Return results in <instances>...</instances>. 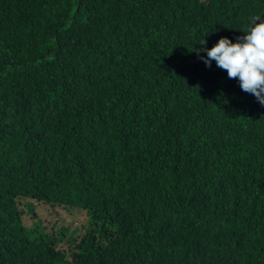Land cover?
I'll return each mask as SVG.
<instances>
[{
    "label": "trees",
    "instance_id": "trees-1",
    "mask_svg": "<svg viewBox=\"0 0 264 264\" xmlns=\"http://www.w3.org/2000/svg\"><path fill=\"white\" fill-rule=\"evenodd\" d=\"M257 17L0 0V264H264V105L193 51Z\"/></svg>",
    "mask_w": 264,
    "mask_h": 264
},
{
    "label": "clouds",
    "instance_id": "clouds-1",
    "mask_svg": "<svg viewBox=\"0 0 264 264\" xmlns=\"http://www.w3.org/2000/svg\"><path fill=\"white\" fill-rule=\"evenodd\" d=\"M205 43L204 39L199 45ZM193 51L206 67H211L214 61L218 68L226 71L229 79L238 81L243 92L264 105V18H255L235 42L225 36L210 49L201 47Z\"/></svg>",
    "mask_w": 264,
    "mask_h": 264
},
{
    "label": "rangeland",
    "instance_id": "rangeland-1",
    "mask_svg": "<svg viewBox=\"0 0 264 264\" xmlns=\"http://www.w3.org/2000/svg\"><path fill=\"white\" fill-rule=\"evenodd\" d=\"M39 208L38 210L40 209L42 212L41 213H44V215H46L47 218H52L54 219L53 215H52V211L45 207L44 205H38ZM38 210H37V213H38ZM39 214V219H43V217ZM67 219L61 223L60 225H66L67 227H70V228H74L75 227V224L80 226L81 224H83L85 221H86V218H85V215L84 213H81V214H68L67 215ZM27 218V217H26ZM28 220V218H27Z\"/></svg>",
    "mask_w": 264,
    "mask_h": 264
}]
</instances>
